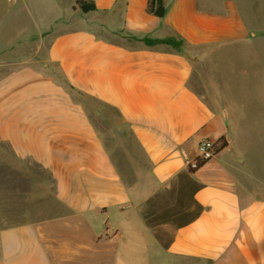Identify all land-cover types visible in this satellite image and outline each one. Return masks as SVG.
Wrapping results in <instances>:
<instances>
[{"label":"crops","instance_id":"0c3cea01","mask_svg":"<svg viewBox=\"0 0 264 264\" xmlns=\"http://www.w3.org/2000/svg\"><path fill=\"white\" fill-rule=\"evenodd\" d=\"M1 1L0 264H264V0Z\"/></svg>","mask_w":264,"mask_h":264},{"label":"trees","instance_id":"16d2710c","mask_svg":"<svg viewBox=\"0 0 264 264\" xmlns=\"http://www.w3.org/2000/svg\"><path fill=\"white\" fill-rule=\"evenodd\" d=\"M77 4L85 12L96 9V4L92 0H77ZM148 11L159 17H163L166 13V5L164 0H149ZM227 144V140L225 138H222L221 144L217 147V150L222 149L223 147L227 146ZM206 161L207 160H203L199 162L197 167L201 166Z\"/></svg>","mask_w":264,"mask_h":264},{"label":"built area","instance_id":"2783aa9c","mask_svg":"<svg viewBox=\"0 0 264 264\" xmlns=\"http://www.w3.org/2000/svg\"><path fill=\"white\" fill-rule=\"evenodd\" d=\"M218 146L211 139L201 140L198 146L199 156L194 162L191 163L192 167L195 168L199 162L213 157L217 152Z\"/></svg>","mask_w":264,"mask_h":264},{"label":"rangeland","instance_id":"374dc122","mask_svg":"<svg viewBox=\"0 0 264 264\" xmlns=\"http://www.w3.org/2000/svg\"><path fill=\"white\" fill-rule=\"evenodd\" d=\"M10 4V2H6V3H4L3 1H1L0 2V4H3V8H4V4H5V8H8V4ZM12 4V3H11ZM7 11V10H6ZM2 20H3V14L2 13H0V23L2 22ZM193 86L195 87V88H197V89H200V87L198 86V84H196V82H194L193 83ZM97 105H99L98 103H96ZM108 110H111V109H109L108 108ZM221 144V143H220ZM36 170H38V169H36ZM32 174H35V175H37L39 178L41 177V178H45L46 179V181H48L47 180V175L46 174H44L42 171L40 172V173H36L35 171H34V173H32ZM29 179H30V177H29ZM33 179V178H32ZM50 186V185H49ZM183 261H186L185 259L183 260Z\"/></svg>","mask_w":264,"mask_h":264}]
</instances>
